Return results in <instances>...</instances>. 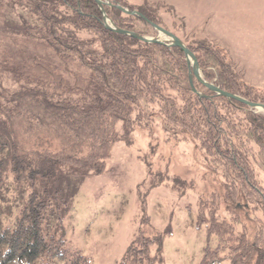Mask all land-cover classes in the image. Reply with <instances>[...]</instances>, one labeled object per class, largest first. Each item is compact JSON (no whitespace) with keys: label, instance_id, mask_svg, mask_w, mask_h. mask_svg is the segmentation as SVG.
I'll list each match as a JSON object with an SVG mask.
<instances>
[{"label":"trees","instance_id":"1","mask_svg":"<svg viewBox=\"0 0 264 264\" xmlns=\"http://www.w3.org/2000/svg\"><path fill=\"white\" fill-rule=\"evenodd\" d=\"M0 1L28 12L20 20L25 41L53 53L64 68L34 54L18 62L0 51L12 86L0 90V213L5 170L28 188L14 222L0 227V264H90L51 228L70 211L58 187L59 170L101 173L114 145L127 141L135 126L146 128L152 112L164 131L188 134L223 180L222 193L213 190L198 198L195 227L205 233L199 264H264V189L257 181V171L264 172L263 113L217 95L194 76L192 91L182 49L106 28L96 0ZM101 1L108 2L102 8L117 29L149 37L157 33L152 23L164 28L146 4L135 8L123 0ZM186 47L205 82L264 104V96L235 74L219 48L204 42ZM15 126L29 142L20 141ZM223 204L226 215H221ZM142 225L117 264H161L160 250L171 228L146 231Z\"/></svg>","mask_w":264,"mask_h":264},{"label":"rangeland","instance_id":"2","mask_svg":"<svg viewBox=\"0 0 264 264\" xmlns=\"http://www.w3.org/2000/svg\"><path fill=\"white\" fill-rule=\"evenodd\" d=\"M123 1L135 8L146 4L156 21L185 46L204 42L219 48L235 74L264 96V0ZM28 16L22 7L0 1V51L18 62L32 54L42 56L63 70L53 53H42L25 41L20 20ZM148 34L165 40L162 33ZM84 37L97 48L91 35ZM1 58L0 90L12 87ZM79 72L86 75L85 70ZM150 117L146 128L135 126L127 141L114 145L101 173L59 170L58 187L61 195L67 196L70 211L51 228L64 237L68 250L88 257L90 264H117L142 224L146 231L171 228L160 250L161 264H199L202 258L205 233L195 227L198 198L213 190L222 193L223 180L208 167L188 134L164 131L159 115L152 112ZM14 128L22 143L29 142L30 136L21 126ZM5 172L8 179L0 227L14 222L28 190L26 184H17ZM257 181L264 189L261 170ZM224 207L221 215H226ZM248 228L252 232V225ZM215 244L212 237L211 246Z\"/></svg>","mask_w":264,"mask_h":264},{"label":"water","instance_id":"3","mask_svg":"<svg viewBox=\"0 0 264 264\" xmlns=\"http://www.w3.org/2000/svg\"><path fill=\"white\" fill-rule=\"evenodd\" d=\"M97 5L99 6L101 12L103 13V20H104V24L105 27L108 29H111L113 31H117L121 34H125V35H129L133 38H137L143 42L146 43H159V44H165L167 46H175V47H179L180 49L183 50L184 54H185V59L187 62V67H188V75H189V83L191 86L192 91H195L194 87H193V80L192 77L194 76L199 82H201L202 84H204L209 90L213 91L214 93H216L217 95H222L226 98L229 99H234L236 101H239L241 103H244L245 105L249 106L252 109H255L256 111L259 112H263L264 113V104L259 103V102H249L237 95H234L232 93H228L225 92L223 90H221L219 87L215 86L214 84L211 83H207L203 80L202 76H201V71L199 69L198 66V62L194 56V54L185 46V44L174 34H172L171 32L165 30L164 28L155 25L152 23L154 29L159 32L162 33L163 35H165V40H161L160 38H153V37H143L137 33H133V32H129L126 30H121V29H117L114 24L105 16L102 5L104 3L108 4V2H103L101 0H96ZM120 11H122L125 14H131V15H136V16H141V14H139L137 11H131L127 8L124 7H120L119 5H116Z\"/></svg>","mask_w":264,"mask_h":264},{"label":"crops","instance_id":"4","mask_svg":"<svg viewBox=\"0 0 264 264\" xmlns=\"http://www.w3.org/2000/svg\"><path fill=\"white\" fill-rule=\"evenodd\" d=\"M247 84H249L248 82H246ZM250 86H252L251 84H249ZM255 87H257L256 85H254ZM257 88H261V87H257Z\"/></svg>","mask_w":264,"mask_h":264},{"label":"bare ground","instance_id":"5","mask_svg":"<svg viewBox=\"0 0 264 264\" xmlns=\"http://www.w3.org/2000/svg\"><path fill=\"white\" fill-rule=\"evenodd\" d=\"M165 38H167V37H165ZM168 39V38H167Z\"/></svg>","mask_w":264,"mask_h":264}]
</instances>
